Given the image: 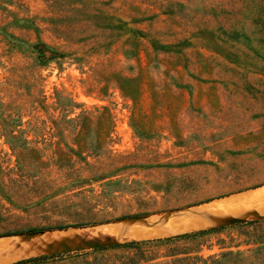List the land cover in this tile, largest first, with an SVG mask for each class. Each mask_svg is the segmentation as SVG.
I'll return each instance as SVG.
<instances>
[{"label": "rangeland", "instance_id": "obj_1", "mask_svg": "<svg viewBox=\"0 0 264 264\" xmlns=\"http://www.w3.org/2000/svg\"><path fill=\"white\" fill-rule=\"evenodd\" d=\"M2 242L0 264H264V0H0Z\"/></svg>", "mask_w": 264, "mask_h": 264}, {"label": "trees", "instance_id": "obj_2", "mask_svg": "<svg viewBox=\"0 0 264 264\" xmlns=\"http://www.w3.org/2000/svg\"><path fill=\"white\" fill-rule=\"evenodd\" d=\"M261 222H263V221L251 220V221L241 223L238 225H253V224L255 225V224H258ZM234 225H228V226L232 227ZM228 226H222L219 228H212V229L208 228V229L199 230V231H196L193 233L180 234V235L169 237L166 239H163V238L157 239L156 241L165 242V241H171V240H176V239H186V240L194 239V238L204 236L206 234H208V235L213 234V233L218 232V231H220V230H222ZM63 229L64 228H60V230H63ZM147 243H149V242L129 241V242H125V243L118 244V245L114 244V245L104 247V248L93 249L92 251L100 252V251H110V250H115V249H117V250L118 249H128V248H134L135 247L140 253H142L140 246L143 244H147ZM68 255H70V253L55 254V255H51V256L44 255V256H39V257H32V258H28V259L17 260L13 263H10V264H39V263H43L44 261H47V260L49 261V260H53V259H57V258H62V257L68 256ZM240 256H241L240 252H233L231 250H227V251L221 252L218 256L215 255V256H212L209 258H205L206 260H204V264H205V261H206V263H207V261H209V264H225L226 262H230V261L232 262L235 258H240Z\"/></svg>", "mask_w": 264, "mask_h": 264}, {"label": "water", "instance_id": "obj_3", "mask_svg": "<svg viewBox=\"0 0 264 264\" xmlns=\"http://www.w3.org/2000/svg\"><path fill=\"white\" fill-rule=\"evenodd\" d=\"M132 219V218H131ZM262 219V218H261ZM126 220H128V219H126ZM251 220H254V221H258L259 219H251ZM251 220H248V221H251ZM122 221V220H121ZM247 221V222H248ZM242 221H239V222H226V223H222V224H219V225H216V226H213V227H210V229H212V228H219V227H222V226H228V225H234V224H238V223H241ZM37 233H39V232H34V233H30V234H26V235H31V234H37ZM114 244H117V243H114ZM114 244H108V245H103V246H91V247H93L92 249H98V248H104V247H108V246H111V245H114ZM118 245V244H117ZM88 248H90V247H88ZM84 249V248H83ZM63 253H66V252H63ZM63 253H54V254H51V255H55V254H63ZM51 255H48V256H51ZM41 256H44V255H41ZM39 257V256H38ZM30 258H32V257H30ZM22 259H25V258H22ZM19 260H21V259H19Z\"/></svg>", "mask_w": 264, "mask_h": 264}, {"label": "bare ground", "instance_id": "obj_4", "mask_svg": "<svg viewBox=\"0 0 264 264\" xmlns=\"http://www.w3.org/2000/svg\"><path fill=\"white\" fill-rule=\"evenodd\" d=\"M68 232V231H67ZM62 233V232H61ZM44 234V233H43ZM24 235V234H23ZM39 236V235H38ZM54 236H57V235H54ZM28 237V236H27ZM34 237V236H33ZM37 238V237H36ZM21 240V239H20ZM23 242V241H22ZM3 243V242H2ZM8 242H6V243H3V246H0V250L3 248V253L4 252H7V251H10V249L12 248V247H14V246H12V243L11 244H7ZM10 243V242H9ZM28 243H30V242H28ZM23 244H25V243H23ZM77 244V243H76ZM1 245V244H0ZM19 245V244H18ZM27 245V244H26ZM70 245V244H69ZM75 245V244H74ZM16 249V248H15ZM31 251V250H30ZM30 251H29V253H30ZM1 252V251H0ZM11 252V251H10ZM17 252V251H16ZM2 253V252H1ZM24 253V252H23ZM22 256H23V254H22ZM25 256V255H24ZM23 256V257H24ZM12 257H14V258H18V257H20V255L19 254H14L13 256H6V257H2V259L3 260H11L12 259Z\"/></svg>", "mask_w": 264, "mask_h": 264}]
</instances>
